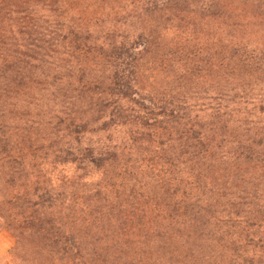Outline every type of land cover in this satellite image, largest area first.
I'll list each match as a JSON object with an SVG mask.
<instances>
[{
	"label": "trees",
	"instance_id": "16d2710c",
	"mask_svg": "<svg viewBox=\"0 0 264 264\" xmlns=\"http://www.w3.org/2000/svg\"><path fill=\"white\" fill-rule=\"evenodd\" d=\"M263 1L0 0V231L21 264H264V46L200 68L176 40Z\"/></svg>",
	"mask_w": 264,
	"mask_h": 264
},
{
	"label": "rangeland",
	"instance_id": "374dc122",
	"mask_svg": "<svg viewBox=\"0 0 264 264\" xmlns=\"http://www.w3.org/2000/svg\"><path fill=\"white\" fill-rule=\"evenodd\" d=\"M97 2L98 10L106 9L118 10V7L125 6L126 0H111L107 5H103L100 0ZM264 2V1H263ZM262 2V3H263ZM96 5V8H97ZM237 11L232 12L224 4L215 7H208L207 11L191 20L182 23V30L176 33V40H180L185 48L186 56L189 60L197 62L200 68H210V58L219 53L224 55L230 41L234 43L248 44L253 46H264V4H246L236 6ZM241 13L239 18L233 17ZM213 14L214 16H210ZM129 23V22H128ZM132 23H135L133 21ZM139 24L136 25V28ZM173 36V35H172ZM161 85V80L157 81V86ZM16 242L13 236L1 230L0 231V264H21V257L25 256L12 253Z\"/></svg>",
	"mask_w": 264,
	"mask_h": 264
}]
</instances>
